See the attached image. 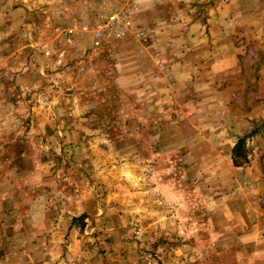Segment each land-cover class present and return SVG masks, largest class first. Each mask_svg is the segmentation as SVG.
<instances>
[{
    "label": "rangeland",
    "instance_id": "obj_1",
    "mask_svg": "<svg viewBox=\"0 0 264 264\" xmlns=\"http://www.w3.org/2000/svg\"><path fill=\"white\" fill-rule=\"evenodd\" d=\"M129 1L0 0V264H264V0Z\"/></svg>",
    "mask_w": 264,
    "mask_h": 264
},
{
    "label": "built area",
    "instance_id": "obj_2",
    "mask_svg": "<svg viewBox=\"0 0 264 264\" xmlns=\"http://www.w3.org/2000/svg\"><path fill=\"white\" fill-rule=\"evenodd\" d=\"M129 2L134 4V0ZM130 9L116 7L108 13L104 10L98 11L94 16L95 24L92 25L88 20L84 21L81 26L82 31L92 34L96 47L101 46L103 41L109 37L123 40L132 26Z\"/></svg>",
    "mask_w": 264,
    "mask_h": 264
},
{
    "label": "crops",
    "instance_id": "obj_3",
    "mask_svg": "<svg viewBox=\"0 0 264 264\" xmlns=\"http://www.w3.org/2000/svg\"><path fill=\"white\" fill-rule=\"evenodd\" d=\"M158 1L159 0H151V2H148L146 6H141V9L143 8H149L148 10L152 9L153 7H156L157 4H158ZM242 1H239V0H232L230 2V4L228 5V11L230 12H233V14L237 13V11H240V5L242 4ZM233 24H238L237 21H233L232 22ZM236 26V25H234ZM185 28H189L190 30H200V26H197V25H194V24H190L188 25H185ZM200 38L201 35H199ZM203 38L200 40V42H203ZM16 217V214H5L3 213L2 211H0V253L2 252H7L9 251L7 246L10 244L9 243V234L7 233V228H6V224L3 223L4 220H7V219H14ZM3 220V221H2ZM2 257V256H1ZM3 259L0 258V260ZM1 263V262H0Z\"/></svg>",
    "mask_w": 264,
    "mask_h": 264
},
{
    "label": "trees",
    "instance_id": "obj_4",
    "mask_svg": "<svg viewBox=\"0 0 264 264\" xmlns=\"http://www.w3.org/2000/svg\"><path fill=\"white\" fill-rule=\"evenodd\" d=\"M232 158H233L234 165L236 167H240L243 164L247 163L248 156L246 154L245 141L243 139L239 140L238 143L233 148ZM241 160H242V162H241ZM85 217L86 216L84 215V216H82L79 219H74V221H77V220H80V219H84Z\"/></svg>",
    "mask_w": 264,
    "mask_h": 264
}]
</instances>
